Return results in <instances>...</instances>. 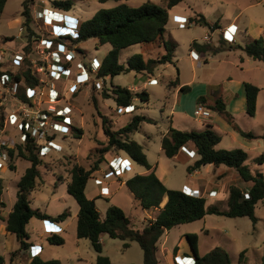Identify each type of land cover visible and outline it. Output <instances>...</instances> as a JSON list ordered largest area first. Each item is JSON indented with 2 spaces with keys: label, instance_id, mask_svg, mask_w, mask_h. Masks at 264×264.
I'll use <instances>...</instances> for the list:
<instances>
[{
  "label": "rangeland",
  "instance_id": "rangeland-1",
  "mask_svg": "<svg viewBox=\"0 0 264 264\" xmlns=\"http://www.w3.org/2000/svg\"><path fill=\"white\" fill-rule=\"evenodd\" d=\"M22 1L7 0L3 11L0 13V48L7 47L11 53L21 48L24 50L27 44V40L23 37L26 25L24 24L25 16L22 14ZM145 1L108 0L101 2L100 0H75L74 7L68 13L75 21H67L65 25L68 29H65L63 24L56 26L46 19H36V10L54 6L49 0H34L32 4L33 20L30 25L36 29V32L40 33V36L45 37H55L60 32L70 35L76 34V31L74 32L72 29H75L82 20L90 18L100 8H110L122 2L140 5ZM150 1L165 7L168 0ZM200 13L206 17L210 25L191 21L190 18H197ZM183 19L187 20V26L179 27L178 23ZM231 22H235L238 25V29L235 34V40L227 41L224 50L216 54H203L198 51L201 57L200 61L192 57L190 51L192 41L196 40L201 44L218 45L219 37L221 35L223 37V30ZM214 24L224 26V28L222 30L218 28L213 30L211 26ZM21 26L24 27L23 32L20 31ZM166 37L176 40L175 62L173 64H165L162 68H159L154 73L157 76L156 81L147 82L143 88L146 75L133 70L108 78L106 81L108 87H111V83H114L126 87L137 86L138 89L136 91L147 88L146 90L149 93L148 101L135 99L133 103L136 106L130 111L118 106L114 99L104 96L106 89L104 91L101 89L104 83L98 89L88 83L81 87L78 84L71 87L69 86L70 83L68 85L67 82H57L62 101H60V104L54 105L56 107L63 105V98L65 97L67 100L65 103L72 105L70 114L72 124L65 132L47 130L43 135L40 131V125L37 126L38 124L33 119H31L33 122L30 123V127L26 125L22 129L19 124L8 123L6 120L7 113L15 105L17 106L21 100L14 98V96L17 97L18 89L16 91L4 90L0 93V108L2 106L4 108L3 112L0 109V116L2 115V120L0 119V144L7 148H15L18 144L24 143L26 131L31 132L35 137L40 149L42 145H47V140L51 138L55 139L57 144H59L58 148L38 151L42 162L38 166L40 177L37 179L35 189L29 195L31 206L34 208L38 207L52 215H57L66 208L71 211V216L61 231L65 238L63 245L49 243L45 234L40 236V233L46 230L48 220L37 218L30 220L27 224V231L30 241L34 243L26 253L28 259L31 260L34 255H40V257L45 259L51 257L60 259L61 257L64 260L69 256L75 255V257H82L84 264H94L97 252L93 248L91 241L88 238L77 237L79 205L75 198L67 192L65 183L69 181L71 177L70 169L75 163L85 165L88 168L94 162L100 161V167L94 174L99 175L101 173L104 182L106 178L116 177L110 172L109 161L113 156L119 154V151L111 148L101 156V149L107 145V137L103 131L104 118L108 120V123L114 129L123 126L135 114H145L152 118L153 121L151 122H142L139 130L134 132L131 137L143 145L148 161L150 164L156 165V174L164 180L168 187L185 190L187 187L185 183H188L191 176L187 170L190 159L182 161L166 156L161 146L162 133L168 129L172 119L174 126L180 129L194 126L193 123H196L195 118L205 120V118L198 117L194 113V105L195 102L197 103V98L205 95L207 97L203 103L212 113V118L208 120L214 119L213 124L217 128L215 130L221 136L218 147L243 148L249 154L246 163L253 171L264 175V161L262 163L253 161V158L264 154V136L256 139H247L234 129L219 112L212 110L215 99L222 97L226 102L227 110L232 113L235 122L242 129L252 131L258 135H264V63L253 58L249 62H243L240 58L246 56V53L240 48H234L237 44L245 45L258 37H262L264 40V0H181L169 9ZM96 41L95 38H90L76 44L78 48L82 49V52H78L80 59L87 62L91 58L97 60L104 58L111 44L105 43L96 47ZM40 43L41 40H39V47L37 46L35 50H38V48L42 50L43 44ZM161 51L160 47L152 43L132 44L121 49L119 61L127 64L128 59L135 53L141 52L145 58H148L157 55ZM30 56L31 59H35L38 53L32 52ZM209 57V61L204 62ZM4 60V67L10 70H17L18 67H22L24 64L14 62L7 55ZM176 77H179L180 81H194L193 84H190L189 90L181 93L180 109L184 108L183 113L179 109L176 111H171L170 109L174 93L169 90L174 86L171 82ZM227 77H231V79L228 80ZM215 81L227 86L228 92H225L224 97L222 96L223 86L217 84L213 88V93L215 94L213 97L215 98H210L208 89L210 84ZM245 81L252 82L261 88L254 116H250L246 112L243 87ZM231 91L238 92L241 95L238 96V101L241 97H244L242 104L231 99L233 95ZM168 95L169 97H167ZM33 100L37 107L49 108L48 103H43L48 101L46 95L44 99L39 96ZM188 111L189 114H187ZM219 116L223 120H215ZM76 128H80L81 132H78ZM9 162H12L15 168H11ZM3 163V167L0 168L6 169L4 172L5 185L3 189L0 179V194L1 199L4 198L7 208H9L16 198L17 181L30 163L28 160L16 156L12 159H9L8 156L6 162L3 161ZM144 168V166L132 161V166L127 168L123 177H127L134 169L139 171L144 170ZM205 172L206 170H202L200 175L212 176L213 165L208 168L207 173ZM216 172L217 176L221 173L217 170ZM220 177H224L228 182L223 185L218 178L216 179L221 191L215 199L208 197L207 205H217L219 208L224 209L227 207L226 193L229 191V186L236 184L245 189L249 187L250 183L242 181L234 169H227ZM108 188L109 192L107 195L95 196L98 210L104 213L110 205H119L125 210V213L132 219L133 224L137 228L142 227L147 221V219L143 220V222L141 221L142 212L145 210L138 205L130 190L126 186L121 187L116 192L111 191L109 186ZM95 189L96 185L91 176L87 181L86 191L90 194ZM163 205L164 202H161L160 207L157 208H161ZM2 208L3 206L0 205V212ZM157 208L155 209L159 210ZM255 215L257 217L255 225L247 216L229 217L213 213L205 215L202 219L176 225L165 231L160 237L157 243V257L159 256L162 260L163 254H167L171 258V254H178L180 248L187 250L190 243L186 238V233L196 232L199 236L201 254H205L214 247L221 246L228 251L231 264H262L264 256V200L256 204ZM53 225L58 227L60 224L53 223ZM4 232L0 229V253L2 254L3 251L5 254H11L7 255L9 261L10 256L15 257L21 251L16 249L19 246L17 237L12 233L6 235ZM102 244L103 254L108 255L114 264H142L144 261L143 250L137 241H130L129 246L124 247L123 240L112 238L105 234L102 237ZM167 260L170 259L168 258ZM166 261L163 260L165 264ZM15 262L16 264L26 263L24 258L20 260L18 257Z\"/></svg>",
  "mask_w": 264,
  "mask_h": 264
},
{
  "label": "trees",
  "instance_id": "trees-1",
  "mask_svg": "<svg viewBox=\"0 0 264 264\" xmlns=\"http://www.w3.org/2000/svg\"><path fill=\"white\" fill-rule=\"evenodd\" d=\"M6 1L0 0V13L3 11ZM100 1L105 2L108 0ZM180 1L168 0L165 7L146 0L140 5L122 2L110 8H100L90 18L82 20L75 29H72L74 32L76 31V34L70 35L60 32L52 39L55 42L65 44L67 48L75 49L79 53L82 52V49L78 48L76 44L90 38L97 40L96 47L110 43L111 49L102 59L99 71L93 74L87 83L96 87L95 81L102 79L104 86L101 89L103 91L106 89L104 91L105 97L114 99L116 104L123 108H127L130 105L136 106L133 103L135 99L148 101V92L145 89L136 91L114 83H111V87H108L106 81L108 78H113L116 75L132 70L153 75L159 65L173 64L175 62L177 45L172 38L166 37V25L169 20V9ZM33 2L34 0L22 1V14L25 16L24 24L26 25L23 37L27 40L24 48L25 57L20 62V64L24 63L23 66L18 67L17 70H10L4 67V62H0V75L3 73L12 75L13 83H17L18 98L28 103H30L29 89L36 87L39 83L35 72H33L29 56L34 50L35 41L41 37L40 33L36 32V29L30 25L33 20ZM52 4L63 11H70L74 7L75 0H54ZM190 19L195 23L210 25L202 13L198 14L197 18ZM63 27L68 29L64 24ZM211 27L214 30L218 25L214 24ZM226 42L227 40L221 35L218 45L201 44L194 40L190 47L191 50L196 49L204 54H216L225 49ZM137 43H152L160 47L162 51L148 58H145L141 52L135 53L128 59L127 64L121 63L119 61L121 49ZM229 46L233 47L232 45ZM235 47L242 49L253 59L264 63V40L262 37L255 38L254 41L245 45L237 44ZM78 57H80V54ZM171 83L179 84V77H176ZM244 86L246 91V112L248 115L254 116L261 88L248 81L244 83ZM189 89V85H183L180 88L182 92H186ZM206 97L205 95L199 96L197 104H205L203 102H205ZM226 106L224 99L217 97L212 110L219 112L245 138L256 139L264 136L242 129L235 122L234 116L227 110ZM0 109L3 112V106ZM0 119L2 120V115ZM144 121L151 122L153 120L145 114H135L123 126L114 129L108 123V120L104 118L103 131L107 137V145L101 149V156L111 148L115 151H124L136 163L144 166L146 169H151L152 165L148 161L143 145L131 137L134 132L139 130L141 123ZM76 129L78 132H81L80 128ZM220 141L221 136L211 123H207L201 130H182L171 126L163 135L161 146L166 156L173 157L178 154L182 146L193 143L198 158L187 167L189 173L209 163L216 166L223 164L233 168L239 174L242 181L250 183L249 187L244 189L236 184H231L229 186L227 207L221 209L217 205H207V198L204 195H193L183 189L168 187L157 176L154 170L148 173H136L126 180V185L136 199L139 200L143 208L160 207L162 200L167 197L165 205L160 208L156 217L148 219L142 228L134 227L130 217L121 206L112 204L103 215L96 206L95 198L88 197L86 193L87 181L99 169L100 161L94 162L88 168L85 165L75 163L70 169L71 177L66 183V189L79 205L76 229L77 237L88 238L91 241L93 248L97 252L95 264H114L108 255L103 254V244L101 241L103 234L123 240L124 247H128L130 241H137L144 253L142 264H161L157 257V243L165 231L170 230L176 225L202 219L205 215L211 213L229 217L247 216L255 225L257 223L255 215L256 204L264 200V175L253 171L246 163L249 158L246 150L240 147H217ZM7 149L9 159L15 156L22 157L30 163L17 183L16 201L13 208L7 217L3 218L6 220L7 231L17 237L19 242L18 251H25L33 245L29 240L30 236L26 228L32 218L59 223L67 219L71 215V211L69 208H66L61 213L52 215L42 211L38 207L34 208L31 206L29 195L35 189L37 179L40 177L38 166L42 162L38 155L40 146L37 145L35 137L31 132L26 131V139L23 144H18L15 148L11 147ZM253 161L262 163L264 161V154L253 158ZM9 165L11 168H15L12 162ZM0 205L3 207L6 205L1 199V194ZM0 217L2 216L0 215ZM186 238L193 251L195 264H231L230 255L225 248L217 246L205 254H200L198 234L196 232H188L186 233ZM47 240L49 243L55 245H63L65 243L64 236L59 232L49 233ZM0 264H5V256L1 253ZM28 264L63 263L58 258L43 259L39 255H34ZM262 264H264V256Z\"/></svg>",
  "mask_w": 264,
  "mask_h": 264
},
{
  "label": "built area",
  "instance_id": "built-area-1",
  "mask_svg": "<svg viewBox=\"0 0 264 264\" xmlns=\"http://www.w3.org/2000/svg\"><path fill=\"white\" fill-rule=\"evenodd\" d=\"M54 1V0H49ZM49 11V12H48ZM37 14L36 19H43L49 22L54 23L56 26H60V24H66L67 18L61 9L56 7L52 8H43L41 10L35 11ZM179 27L187 26V20H180L178 23ZM24 27H20V31L23 32ZM238 25L235 22L230 23L223 30V37L225 40L231 42L235 40V34L237 32ZM53 37L50 36H41L37 41H35L34 51L37 52L38 56L35 59H31L33 72H35L36 77L38 78L39 83L36 87L29 89V97L30 103L20 101L18 105L14 106L10 112L7 113L6 120L10 124H19L22 129L24 126L30 127V123L34 120L39 126L41 134H45L47 130H52L53 132H65L68 126L72 124L71 121V112L72 105L70 103H65L67 100L65 97L63 98L64 104L56 107L54 104H60L62 101L60 91L57 88V82H67L69 86L85 85L91 79L93 74H96L100 67L102 60H97L91 58L85 62L84 60L78 57V52L73 48H67L65 44L61 42H55ZM39 40H41L40 44H43L38 50H35L39 44ZM39 47V46H38ZM31 52V53H32ZM11 58L14 62L20 63L25 57V51L21 48L20 50H16L11 53L9 49L0 48V62H4L5 56ZM191 55L195 60L200 61V55L197 51L191 50ZM30 56V55H29ZM31 57V56H30ZM37 59V60H36ZM38 72V74H37ZM156 81V78H151L149 82ZM14 84V85H13ZM96 88H101L103 85V80L98 79L95 81ZM75 89V88H74ZM72 89V90H74ZM4 90H17V83H13L12 75L9 73H3L0 75V93ZM48 98V101L43 103H48L49 108H41L40 106H36L35 101L33 99L38 98L41 99ZM15 99L18 96H14ZM134 108V105L128 106L127 110H131ZM194 113L196 116L201 118H207L210 116V110L205 107L204 104H197ZM26 137V133L24 134ZM47 145L41 146V151L45 149L58 148L59 144H57L55 139L47 140ZM182 149L186 152L189 157L195 155V151L187 149L186 146H182ZM7 147L0 144V166H2L9 154L7 151ZM44 154V153H43ZM132 159H126V157H121L120 155L113 156L109 161V168L111 174L116 177L123 176L127 168L130 166ZM96 184L101 186L100 194L107 195L109 192L108 186L103 185L104 179L103 175L100 173L99 175H92ZM190 194L197 195V193L184 190ZM215 190H212L210 193L214 194ZM175 264H195V257L188 254H182L179 258L175 257Z\"/></svg>",
  "mask_w": 264,
  "mask_h": 264
},
{
  "label": "crops",
  "instance_id": "crops-1",
  "mask_svg": "<svg viewBox=\"0 0 264 264\" xmlns=\"http://www.w3.org/2000/svg\"><path fill=\"white\" fill-rule=\"evenodd\" d=\"M63 11V10H62ZM65 12V15H66V18H67V21H69V22H74L75 20H73V18L72 17H70L69 16V12L70 11H64ZM232 23V22H231ZM230 24V23H229ZM236 24V23H235ZM218 29H220V30H222L223 28H224V26H218L217 27ZM173 39V38H172ZM175 42H176V40L175 39H173ZM191 46V45H190ZM111 49V47L108 49V51ZM195 51H197L196 49H194ZM190 51H191V47H190ZM198 52V51H197ZM201 53V52H200ZM204 54V53H203ZM106 55V54H105ZM176 56V55H175ZM252 57H250V56H248L247 54H246V56H242V58H240L243 62H249V60L251 59ZM209 59H210V57L208 58V59H206V61H204V62H208L209 61ZM194 60V59H193ZM169 64V63H168ZM163 65H165V64H162V65H159L157 68H156V70H155V72L159 69V68H162L163 67ZM144 75H146V81L144 82V84H143V88L146 86V83L147 82H149V80L151 79V78H156L157 76H155L154 74L153 75H147V74H144ZM227 79L229 80V79H231V77H227ZM225 80V79H224ZM223 82V81H222ZM246 82V81H245ZM244 82V83H245ZM188 83V84H187ZM194 83V81L192 80V81H180L179 80V84H174V86H172L171 88H170V90L169 91H173V93H174V95H173V101H172V103H171V111H176L177 109H179L180 110V112H182L183 113V109L184 108H181L180 109V101H181V93H183L181 90H180V88H181V86H183V85H189L190 87H191V85L190 84H193ZM244 83H243V87H244V97H245V101H246V91H245V86H244ZM217 84H219V85H222L223 87H222V96L224 97V95H225V92H228V89L226 88L227 86H224V84L223 83H219V82H212L211 84H210V86H209V94H210V98H215V97H213V95H215L213 92V88H214V86L215 85H217ZM128 88H130V89H132V90H137L138 89V87L137 86H133V87H128ZM147 88H145V90H146ZM147 91V90H146ZM168 91V92H169ZM232 92V91H231ZM233 93V95H232V97H231V99L233 100H235L236 102L238 101V96L240 95L238 92H232ZM241 96V95H240ZM148 97H149V93H148ZM167 97H169V95L167 96ZM244 97H241V99L238 101V102H240L241 104H242V99L244 98ZM195 106H197V103L195 102V105H194V110H195ZM205 107H207L206 105H205ZM186 114V113H185ZM187 114H189V111L187 112ZM212 113L210 114V116L209 117H207V118H205V120H201V119H196L195 118V120H196V123H193L194 124V126H192V127H185V128H183L182 130H190V129H198V130H201V129H203L204 127H205V125L207 124V123H211L212 125H213V127L215 128V129H217L216 128V126L213 124V122H214V119H211V120H208V119H210V118H212ZM192 119V118H191ZM193 120V119H192ZM215 120H223L220 116L219 117H216L215 118ZM196 125V126H195ZM175 127L174 126V121H173V119L171 120V123H170V125L168 126V129L170 128V127ZM175 128H178V129H180L179 127H175ZM168 129L166 130V131H164L163 133H162V137H163V135L168 131ZM219 145V144H218ZM218 145H217V147H218ZM186 147H187V149H189V150H193V151H195V155L194 156H192V157H189L187 154H186V152L183 150V149H181L179 152H178V154H176L175 156H173V157H171V158H173V159H180V160H182V161H185V160H189L188 162H190L189 164H188V166L189 165H191V164H193L194 163V161L198 158V155H197V153H196V150H195V146H194V144L193 143H190V144H188V145H185ZM220 147V146H219ZM116 155H121V156H124V157H129L124 151H119V154H116ZM115 155V156H116ZM192 158V159H191ZM132 161H134V160H132ZM135 162V161H134ZM152 165V167H151V169H146V168H144V170H139V171H136V169H134L133 170V172L132 173H130L127 177H123V176H120V177H114V178H106V180H105V182H104V184L103 185H106V186H109L110 187V189H111V191H113V192H116V191H118L121 187H123V186H126L127 188H128V186L126 185V180L128 179V178H130V177H132L133 175H135L136 173H148V172H150L151 170H156V165L155 164H151ZM213 165V175L212 176H210V177H207L206 175H204V174H201L200 175V172L202 171V170H206V172L205 173H207V170H208V168H210L211 166ZM130 166H132V162H131V164H130ZM1 168L3 167V165L2 166H0ZM0 168V179H1V183H2V188L4 189V182H5V178H4V172H5V170L6 169H1ZM26 169V168H25ZM227 169H233V168H230V167H227V166H225V165H223V164H221V165H219V166H216V165H214V164H211V163H209V164H206V165H203L201 168H199V169H196V170H194V171H192V172H190V179H189V181H188V183H185V185H187V187H186V189L185 190H188V191H192V192H195V193H199L200 195H205V197L208 199V197L209 198H212V199H215V198H217V196H218V194L220 193V191H221V187L218 185V182L216 183V179L218 178V180H220L219 182H222L223 183V185L225 184L226 185V183L228 182L224 177H220V176H222V174L224 173V172H226L227 171ZM216 170L217 171H220L221 173L217 176V172H216ZM155 173H156V171H155ZM195 175V176H194ZM158 176V175H157ZM20 177H21V175H20ZM159 177V176H158ZM160 178V177H159ZM3 179V180H2ZM20 179V178H19ZM19 179H18V181H19ZM161 179V178H160ZM162 180V179H161ZM18 181H17V183H18ZM163 182H164V180H162ZM224 181V182H223ZM94 183H95V185H96V189L94 190V192H92V193H88L87 191H86V193H87V195H88V197H90V198H95V196H97V195H101L100 194V188H101V186L100 185H98V184H96V182L94 181ZM66 184V183H65ZM17 185V184H16ZM219 186V187H218ZM67 187V186H66ZM170 187V186H169ZM172 188V187H171ZM129 189V188H128ZM130 190V189H129ZM184 190V189H183ZM212 190H215V192H214V194H211L210 192L212 191ZM130 192H131V194H132V196L135 198V200H136V202L138 203V205H140V202H139V200L138 199H136V197L134 196V194L132 193V191L130 190ZM3 195V194H2ZM229 195V191L226 193V199H227V196ZM2 200L5 202V206L2 208V210H1V212H0V215L2 216V217H0V229H2L3 231H5L4 233L6 234V235H8L10 232L9 231H7V229H6V220L5 219H3L4 217H7V215L9 214V212L12 210V208H13V205H14V203H15V201H16V198L14 199V201H13V203H12V205H11V207H9V208H7V203H6V201L4 200V198H2ZM166 201H167V197H165L163 200H162V202H164V205H165V203H166ZM163 205V206H164ZM141 206V205H140ZM163 206H161V208L163 207ZM142 207V206H141ZM143 208V207H142ZM145 211H143L142 212V215H143V217H141V221L143 222V220H148V219H154L155 217H156V215L158 214V212H159V210H160V208H157V209H159V210H156L155 208H151V209H145V208H143ZM78 211H79V208H78ZM100 211V210H99ZM125 211V210H124ZM131 211H132V208H131ZM103 215L105 214V212L103 213L102 211H100ZM78 214V213H77ZM71 216V215H70ZM69 216V217H70ZM69 217L67 218V219H65L64 221H62V222H59V223H56V224H60V225H58V227L57 226H54L53 225V222H48V223H46V225H47V228H46V230L44 231H42L41 233H40V236H42V235H46V240H47V234H49V233H51V232H59V233H62L61 231L63 230V226H65L66 224H67V222H68V219H69ZM33 219V218H32ZM131 219V218H130ZM30 222V221H29ZM131 222H132V219H131ZM133 223V222H132ZM143 224V223H142ZM134 225V224H133ZM143 226H144V224H143ZM142 226V227H143ZM134 227H136L135 225H134ZM142 227H140V228H142ZM26 228H27V226H26ZM62 235V234H61ZM105 234H103L102 236H101V241H102V237L104 236ZM30 240V239H29ZM48 241V240H47ZM32 242V241H31ZM34 242H32V244H33ZM19 245V244H18ZM19 248V246L16 248V249H18ZM28 250L29 249H27L26 251H21L20 252V254H17V256L15 255V257L14 256H10L9 257V261H8V259H7V255H11V254H5L3 251H2V254L5 256V264H16V262H15V259L18 257V258H20V260H23V258H24V260L26 261V263L25 264H28L29 263V261H30V259H28L27 257H26V253L28 252ZM185 252V253H184ZM199 252H200V250H199ZM9 253H11V252H9ZM182 253L183 254H188V255H192V256H194L193 254H192V252H191V248H190V246L187 248V250H183V249H179V253L178 254H171V258L169 257V255H167V254H163V256L164 257H162V260L159 258V256H158V259H159V262L161 263V264H165L164 262H163V260L164 261H166L168 258L170 259V260H167L166 261V264H175V257L177 256L178 258L182 255ZM201 254V253H200ZM40 256V255H39ZM96 257H97V255H96ZM52 258V257H51ZM51 258H46V259H51ZM28 259V260H27ZM43 259H45V258H43ZM111 259V258H110ZM60 260L62 261V263L63 264H84L83 263V260L84 259H82V257H80V256H78V257H75V255L74 256H69V257H67L66 259H61V257H60ZM96 260V259H95ZM24 264V263H23ZM94 264H95V262H94Z\"/></svg>",
  "mask_w": 264,
  "mask_h": 264
},
{
  "label": "clouds",
  "instance_id": "clouds-1",
  "mask_svg": "<svg viewBox=\"0 0 264 264\" xmlns=\"http://www.w3.org/2000/svg\"><path fill=\"white\" fill-rule=\"evenodd\" d=\"M120 156H121V155H120ZM121 157L124 158V156H121ZM126 159L130 160V157H126ZM131 159H132V158H131ZM132 160H133V159H132ZM197 195H199V193H198Z\"/></svg>",
  "mask_w": 264,
  "mask_h": 264
},
{
  "label": "water",
  "instance_id": "water-1",
  "mask_svg": "<svg viewBox=\"0 0 264 264\" xmlns=\"http://www.w3.org/2000/svg\"><path fill=\"white\" fill-rule=\"evenodd\" d=\"M191 252H192V254H193V251H192V249H191Z\"/></svg>",
  "mask_w": 264,
  "mask_h": 264
},
{
  "label": "bare ground",
  "instance_id": "bare-ground-1",
  "mask_svg": "<svg viewBox=\"0 0 264 264\" xmlns=\"http://www.w3.org/2000/svg\"><path fill=\"white\" fill-rule=\"evenodd\" d=\"M49 12V11H48Z\"/></svg>",
  "mask_w": 264,
  "mask_h": 264
}]
</instances>
